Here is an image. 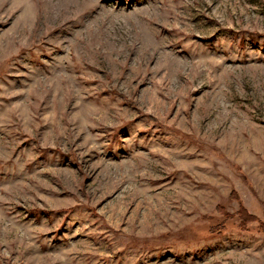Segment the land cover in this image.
I'll use <instances>...</instances> for the list:
<instances>
[{
    "label": "rangeland",
    "instance_id": "obj_1",
    "mask_svg": "<svg viewBox=\"0 0 264 264\" xmlns=\"http://www.w3.org/2000/svg\"><path fill=\"white\" fill-rule=\"evenodd\" d=\"M263 229L264 0H0V264H264Z\"/></svg>",
    "mask_w": 264,
    "mask_h": 264
},
{
    "label": "trees",
    "instance_id": "obj_2",
    "mask_svg": "<svg viewBox=\"0 0 264 264\" xmlns=\"http://www.w3.org/2000/svg\"><path fill=\"white\" fill-rule=\"evenodd\" d=\"M239 217H240V220H241V224L240 225H243V226L246 225V222L254 219V217L251 214H249L246 211L245 208H241L239 210Z\"/></svg>",
    "mask_w": 264,
    "mask_h": 264
}]
</instances>
